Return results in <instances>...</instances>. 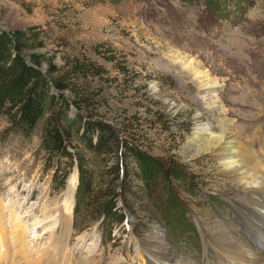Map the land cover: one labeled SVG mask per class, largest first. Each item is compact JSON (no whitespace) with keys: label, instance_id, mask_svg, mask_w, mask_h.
<instances>
[{"label":"rangeland","instance_id":"1","mask_svg":"<svg viewBox=\"0 0 264 264\" xmlns=\"http://www.w3.org/2000/svg\"><path fill=\"white\" fill-rule=\"evenodd\" d=\"M0 30L25 35L32 47L22 55L43 73L60 75L72 58L97 61L108 74L104 90L90 91L96 115L111 125L146 117L148 140L122 138L184 169L180 184L157 182L151 195L137 191L97 214L79 199L74 160L47 162L37 132L6 134L0 121V264H52L57 254V264L93 255L91 264H228L217 245L227 231L260 244L264 216L203 136L223 133L256 155L264 144V0H0ZM72 191L69 217L62 202Z\"/></svg>","mask_w":264,"mask_h":264},{"label":"trees","instance_id":"2","mask_svg":"<svg viewBox=\"0 0 264 264\" xmlns=\"http://www.w3.org/2000/svg\"><path fill=\"white\" fill-rule=\"evenodd\" d=\"M25 39L22 33L0 30V121L8 124L6 134L29 139L37 132L47 162L62 158L71 167L74 160L79 199L107 216L120 198L125 203L137 191L151 195L157 182L170 189L171 180L176 185L184 180L182 165L149 155L124 138L148 140L141 127L146 117L131 115L126 123L112 117L116 125H111L96 115L99 105L90 91L104 90L108 71L103 66L81 56L60 75L43 73L36 59L28 64L22 55L32 47ZM93 159L102 161L100 171Z\"/></svg>","mask_w":264,"mask_h":264},{"label":"bare ground","instance_id":"3","mask_svg":"<svg viewBox=\"0 0 264 264\" xmlns=\"http://www.w3.org/2000/svg\"><path fill=\"white\" fill-rule=\"evenodd\" d=\"M183 66L188 68V64L183 63ZM191 73H193V78L197 79L198 81L199 75H195L193 70ZM199 88L201 90L200 86ZM200 94H201V100H204L205 99L204 95L206 94V90L205 91L201 90ZM211 109L214 108L211 107ZM205 131H206L205 135L204 136L202 135L204 138L203 145L206 148H210L211 146L214 148L215 156L219 160L223 172L226 175H230V177H232V179L241 188V191L244 192V196L246 197L247 204H249L250 206L254 207L257 211H259V216L257 217H262V215L264 216V159H263L264 144L259 143L257 145V150H258L257 152L259 154V155L257 154L258 155L257 156L254 153L255 151L252 145L242 146V144L240 145L234 139H232V141L226 142L223 138V133L219 135H214L209 129H205ZM73 193H74L73 191L66 193L64 201L62 202V207L63 208L65 207L66 212L69 214V217L71 216V209L73 204L72 198H70L69 196L72 197ZM8 207H11V205L10 206L8 205ZM0 208H1L0 209V215H1V211L3 208L2 205H0ZM17 216H18L17 213H13V212L12 214L9 213L10 221L12 222V218L13 217L17 218ZM69 217L66 216L65 218L70 221ZM262 219L263 220L260 221V225L263 229L264 218L262 217ZM45 220L46 218L43 219V221ZM0 222H4L1 216H0ZM19 223H20L19 221L18 222L16 221L14 225L16 227H19L20 226ZM54 225H55L54 223L51 224L52 227ZM258 228L255 231L257 233V236L259 237V242H258L260 243L259 245H254L253 243L250 244V242L247 243L245 241H240L238 237L233 239L232 238L233 235L229 234L228 231L226 233L227 236H222L223 240L220 239L217 245L220 248L223 256L227 259L228 264H264V230H259ZM3 229H5L3 228V226L2 228L0 227V236L2 235V233H4L2 232ZM10 234L12 235L13 233ZM4 237H6V235H4ZM2 248H3L2 245H0V253ZM95 248L96 245L93 246L92 251H94ZM57 255L56 256L53 255L51 257L50 263L57 264L58 262L56 258ZM93 256L90 257L89 261H87L86 264L94 263L95 258ZM62 261L63 259L60 260V262ZM156 264H167V262L158 259L156 261ZM168 264H171V262Z\"/></svg>","mask_w":264,"mask_h":264},{"label":"water","instance_id":"4","mask_svg":"<svg viewBox=\"0 0 264 264\" xmlns=\"http://www.w3.org/2000/svg\"><path fill=\"white\" fill-rule=\"evenodd\" d=\"M26 61H27V60H26ZM27 63L30 64L28 61H27ZM41 72H43V71L41 70Z\"/></svg>","mask_w":264,"mask_h":264}]
</instances>
